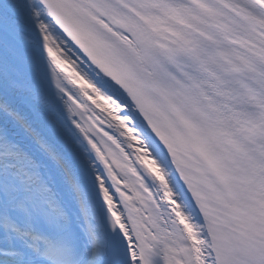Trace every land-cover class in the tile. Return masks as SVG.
I'll return each instance as SVG.
<instances>
[{
	"label": "snow or ice",
	"instance_id": "6c2138e0",
	"mask_svg": "<svg viewBox=\"0 0 264 264\" xmlns=\"http://www.w3.org/2000/svg\"><path fill=\"white\" fill-rule=\"evenodd\" d=\"M0 264H264V0H0Z\"/></svg>",
	"mask_w": 264,
	"mask_h": 264
}]
</instances>
